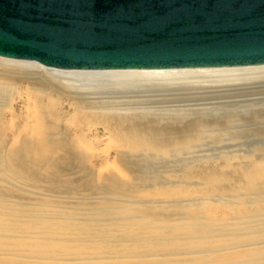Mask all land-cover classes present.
<instances>
[{
  "label": "bare ground",
  "instance_id": "obj_1",
  "mask_svg": "<svg viewBox=\"0 0 264 264\" xmlns=\"http://www.w3.org/2000/svg\"><path fill=\"white\" fill-rule=\"evenodd\" d=\"M211 83L264 90V65L66 70L0 57V264H264V162L166 169L213 116L163 123L131 108Z\"/></svg>",
  "mask_w": 264,
  "mask_h": 264
},
{
  "label": "water",
  "instance_id": "obj_2",
  "mask_svg": "<svg viewBox=\"0 0 264 264\" xmlns=\"http://www.w3.org/2000/svg\"><path fill=\"white\" fill-rule=\"evenodd\" d=\"M0 57L66 70L264 65V0H0Z\"/></svg>",
  "mask_w": 264,
  "mask_h": 264
},
{
  "label": "rangeland",
  "instance_id": "obj_3",
  "mask_svg": "<svg viewBox=\"0 0 264 264\" xmlns=\"http://www.w3.org/2000/svg\"><path fill=\"white\" fill-rule=\"evenodd\" d=\"M225 85L211 83L200 88L185 91L176 90V92L169 90L152 92L149 93L150 97H146L148 99L142 98L143 100L141 99V101L140 99L133 98L136 101L130 102L131 108L145 111L149 116L157 118V120L163 123L174 120L176 117L177 119H182L183 117L186 119L189 117L195 118L198 115L197 113H208L207 115L210 114V116L214 117V119L212 117L207 120V124L209 125L207 132L210 134L207 132L204 134L202 143L198 145L199 147H193L191 150L186 151V153L183 151L180 154L172 155L171 160L169 159L165 165L166 169L178 171L185 167V164L190 167H198L200 165L208 167L210 165H224L227 161H233V163L240 161L239 163L244 165H251L254 160H262L264 162V114L262 113L264 110V102L259 103L260 101H253L254 98L264 95L259 96L255 93L264 90L255 91L254 88L251 89L252 85H248L249 87L251 86L248 88L246 84H242V86L234 85V87L231 84H229L231 86ZM141 88L140 90H144ZM239 88L240 91H238ZM199 89H201V93ZM164 93L165 95L163 96H152L153 100H151V94L158 95ZM174 93H181L182 95H176ZM251 93L255 95L253 96ZM258 108L263 109L261 111Z\"/></svg>",
  "mask_w": 264,
  "mask_h": 264
}]
</instances>
